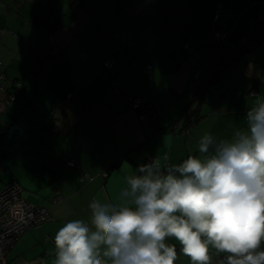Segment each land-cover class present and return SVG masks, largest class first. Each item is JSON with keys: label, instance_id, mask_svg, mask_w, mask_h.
I'll return each instance as SVG.
<instances>
[{"label": "crops", "instance_id": "obj_1", "mask_svg": "<svg viewBox=\"0 0 264 264\" xmlns=\"http://www.w3.org/2000/svg\"><path fill=\"white\" fill-rule=\"evenodd\" d=\"M263 15L264 0H0V61L8 92H17L0 116L6 130L0 188L18 182L28 201L52 215L17 241L10 262L54 264L59 228L73 219L90 223L93 199L119 202L126 178L149 157L167 155L176 165L200 155L205 133L219 142L247 128V111L264 97V43L245 67L247 57L210 89L191 127L185 110L199 81L226 57L213 26L227 32L234 47ZM107 57L114 67L103 65ZM16 81L23 82L19 92ZM115 81L153 103L158 118L145 111L140 119L139 110L114 92ZM71 159L79 168L68 166ZM85 174L92 179L83 180ZM169 243L176 245L174 264H188L178 242ZM209 256L221 255L211 249Z\"/></svg>", "mask_w": 264, "mask_h": 264}, {"label": "clouds", "instance_id": "obj_2", "mask_svg": "<svg viewBox=\"0 0 264 264\" xmlns=\"http://www.w3.org/2000/svg\"><path fill=\"white\" fill-rule=\"evenodd\" d=\"M246 121L231 140L205 133L182 163L141 164L119 202L93 199L90 223L56 232L54 264H174L170 240L191 264H210V247L227 254L221 264H264V97Z\"/></svg>", "mask_w": 264, "mask_h": 264}, {"label": "built area", "instance_id": "obj_3", "mask_svg": "<svg viewBox=\"0 0 264 264\" xmlns=\"http://www.w3.org/2000/svg\"><path fill=\"white\" fill-rule=\"evenodd\" d=\"M219 15H216V19ZM212 35L214 40L220 45H226L228 34L213 26ZM119 34L113 33V39H118ZM185 49L192 55L201 57L198 50L193 48L190 44L185 45ZM55 53H58V48L54 49ZM103 65L107 68H112L115 65V61L111 57H107ZM149 68V67H148ZM5 66L0 61V89L6 93V98L0 100V116L6 114L9 109V105L16 99L15 94L8 92L6 88L7 76L5 73ZM150 69V68H149ZM18 87H21V82L18 83ZM112 87L120 94L123 99L131 101L135 109H140V119L145 118V111L150 113L151 105L145 101L144 98L138 97L132 93H125L122 88L118 86L116 82ZM257 95V93H253ZM2 127L0 126V134ZM155 157H149L147 163ZM68 166L73 168H79L76 159H71L68 162ZM4 162H0V172L4 170ZM105 177L108 176V172H104ZM92 179L88 175L83 176V180ZM61 200L60 196L54 199V204H58ZM52 219L51 211L46 207H39L28 201L23 196L22 186L18 182L9 183L0 188V264H45L41 259L33 260L32 262L16 263L10 262L9 254L17 241L30 229L40 228L44 223Z\"/></svg>", "mask_w": 264, "mask_h": 264}, {"label": "trees", "instance_id": "obj_4", "mask_svg": "<svg viewBox=\"0 0 264 264\" xmlns=\"http://www.w3.org/2000/svg\"><path fill=\"white\" fill-rule=\"evenodd\" d=\"M220 8H221V6H220ZM228 37H229V35H228ZM228 37H227V39H228ZM263 43H264V20H263V18L258 21L254 31L251 34H249V36L246 38V40L243 43H241L240 45H238L237 47H229L228 45H220L217 43L219 46L222 47L223 50L226 51V53H227L226 57L218 64V66H216L214 71L208 77L201 79L199 81V83L197 84L196 92H195V95L193 98V102H192L191 106L185 110V112H186L185 123H186L187 127L192 126V123L194 121V120H192V117L195 115V113L200 112V108L204 104L206 97L210 92V89L216 83L222 82L227 77V75L229 74L230 68L233 65L241 62L245 57H247V55H250V54L254 53L255 51H257L260 47H262ZM20 82L23 86L22 81H16L14 86H13V88L18 92L21 90V87H22V86L21 87L17 86L18 83H20ZM115 82L118 84L117 81H115ZM118 86L120 88H122L119 84H118ZM113 90H114V88H113ZM121 90H123V88ZM114 92L117 93L115 90H114ZM125 93H127V92H125ZM13 94H15V96H16V99L14 100V101H16L17 100V92L16 93L14 92ZM117 94L120 96L119 93H117ZM147 103H148V105L152 106L150 109V115H151L152 119L156 120L158 117H157V113L154 109L153 103H150V102H147ZM192 105H196L197 110L192 109ZM137 110H139V117H140L141 110L140 109H137ZM5 133H6V130L2 127L0 138L4 137ZM1 139H0V145H1ZM0 162H4V157L1 156V154H0ZM4 164H5V162H4Z\"/></svg>", "mask_w": 264, "mask_h": 264}, {"label": "rangeland", "instance_id": "obj_5", "mask_svg": "<svg viewBox=\"0 0 264 264\" xmlns=\"http://www.w3.org/2000/svg\"><path fill=\"white\" fill-rule=\"evenodd\" d=\"M73 4V3H72ZM263 20H264V15H263ZM229 35V34H228ZM226 45H228L229 46V39H227V42H226ZM240 45V44H239ZM233 46V45H232ZM238 46V45H237ZM237 46H234V47H237ZM262 50H264V49H262ZM225 53H226V51L225 50H223ZM227 54V53H226ZM250 56L251 55H247V58H246V60L245 61H243V66L245 67L246 66V64L248 63V59L250 58ZM255 56H257V55H255V54H253L252 55V58H256ZM259 56H263V55H259ZM232 72H233V70L232 69H230ZM264 244V242H262V245ZM214 250V249H213ZM211 252V247H210V249H209V253ZM218 255H221V256H215V257H210V264L212 263V261L213 260H216V259H222L221 257L224 255V256H226L227 254H224V253H221V254H218ZM10 258H11V256H10ZM185 258H187L189 261H188V264H191V260H190V257H187V256H185ZM181 264H183V263H181Z\"/></svg>", "mask_w": 264, "mask_h": 264}]
</instances>
